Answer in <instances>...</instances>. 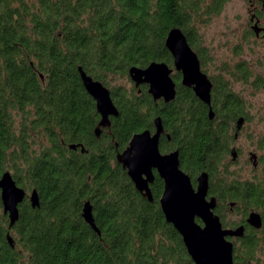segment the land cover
I'll return each instance as SVG.
<instances>
[{"label":"trees","instance_id":"obj_1","mask_svg":"<svg viewBox=\"0 0 264 264\" xmlns=\"http://www.w3.org/2000/svg\"><path fill=\"white\" fill-rule=\"evenodd\" d=\"M227 1L0 0V175L10 171L27 193L35 188L39 196L36 207L24 198L10 228L0 200V264H194L160 208L162 179L155 173L149 201L116 160L134 132L153 130L156 115L170 136H160V150L178 149L180 167L194 184L199 172H208L225 227L245 224L243 236L231 238L234 260L264 264V138L251 178L235 173L238 157L230 155L240 135L237 118L249 119L231 80L258 89L264 78L250 80L244 60L231 69L223 65L212 79L209 118V106L181 85L179 72L172 73L176 94L169 102L154 100L146 84L135 87L128 75L131 65L152 60L172 66L165 37L173 26L203 65L197 21ZM78 66L110 89L119 112L99 136L100 115ZM125 77L129 86L115 82ZM87 199L99 234L81 215ZM249 210L260 212V228L245 222ZM232 212L239 218L227 220Z\"/></svg>","mask_w":264,"mask_h":264},{"label":"water","instance_id":"obj_2","mask_svg":"<svg viewBox=\"0 0 264 264\" xmlns=\"http://www.w3.org/2000/svg\"><path fill=\"white\" fill-rule=\"evenodd\" d=\"M258 30L257 25L252 26ZM165 46L172 55V66L165 61L152 60L145 67L131 65L128 75L135 87L147 85V91L154 100L162 99L164 102L173 100L176 94V82L172 76L173 71L180 73V83L191 87L194 94L209 106L208 117L213 118L211 107L212 82L205 72L201 70L200 61L196 51L190 46L188 40L178 26L171 27L165 37ZM81 82L85 90L95 101L96 110L100 118L94 127V134L99 136L106 128L109 131L111 117L118 115L110 89L100 80L87 74L81 67H77ZM139 91V88H138ZM245 121L244 116L236 120V130H239ZM164 133L162 119L159 115L153 118V130L148 128L134 132L128 140L126 147L116 153V160L134 184V187L143 197L153 200L150 190L155 173L162 179L163 188L159 197V204L165 220L173 225L180 234L186 251L194 264H242L233 257L234 242L232 237H241L245 231V224L235 227H225L218 213L215 212L217 198L209 193V174L202 170L195 177V184L191 177L181 167L179 151L173 149L162 152L159 148V139ZM234 137H237L235 132ZM82 144L71 143L70 148ZM231 160L237 158L235 145L230 149ZM248 158L253 166L257 165V154L248 152ZM27 197L32 207L39 205V196L35 188L29 193L18 185L10 171L5 170L0 175V200L3 212L9 219L10 228L19 216V204ZM233 205V202L230 203ZM81 215L96 233H100L96 226L92 204L85 200ZM198 218L201 222H198ZM245 222L253 228H260L262 216L257 210H249ZM7 241L14 246V240L7 233Z\"/></svg>","mask_w":264,"mask_h":264},{"label":"rangeland","instance_id":"obj_3","mask_svg":"<svg viewBox=\"0 0 264 264\" xmlns=\"http://www.w3.org/2000/svg\"><path fill=\"white\" fill-rule=\"evenodd\" d=\"M247 6L244 0H228L219 12L197 21L196 30L200 36V47L205 54L206 69L216 72L220 67L215 65L224 63L231 69L236 62L245 60L252 71L250 80L257 76L264 78V42L254 40L251 35L247 41L243 40L245 31L241 27L248 17ZM238 49L241 52H236ZM115 82L127 86L130 84L126 77L118 78ZM231 87L245 100L244 108L249 116L234 142L239 153L234 170L240 178H251L254 172L248 152L254 151L257 156L263 153L258 145L264 138V87L256 89L250 82L232 80ZM238 218L239 214L236 212L226 216L227 220Z\"/></svg>","mask_w":264,"mask_h":264},{"label":"flooded vegetation","instance_id":"obj_4","mask_svg":"<svg viewBox=\"0 0 264 264\" xmlns=\"http://www.w3.org/2000/svg\"><path fill=\"white\" fill-rule=\"evenodd\" d=\"M244 1L247 2V4H248V6H247L248 17H247V20L244 22V24L242 25L241 28L244 29L245 34H248V37L251 35V36H253L254 40L264 42V0H244ZM253 25H257V28H258L257 31L253 29V27H252ZM245 34H244L243 40L247 41L248 38L245 37ZM204 64H205V62H204ZM204 64L201 65V62H200L201 70L207 74V76L209 77L210 81L213 84L212 79H213V77L217 76L218 70L216 72L210 71L209 69H206ZM223 65L225 66L226 64L224 63V64L219 65V66L215 65V67L221 68ZM262 86L264 87V84ZM161 135H164L167 140L170 139L169 134L165 130H164V133H162ZM237 152H238V150H237ZM237 157H238V155H237Z\"/></svg>","mask_w":264,"mask_h":264}]
</instances>
